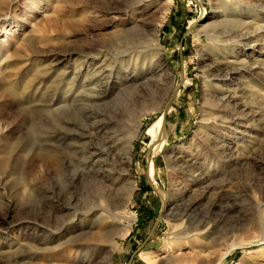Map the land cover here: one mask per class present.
Here are the masks:
<instances>
[{
  "label": "rangeland",
  "instance_id": "1",
  "mask_svg": "<svg viewBox=\"0 0 264 264\" xmlns=\"http://www.w3.org/2000/svg\"><path fill=\"white\" fill-rule=\"evenodd\" d=\"M149 1L141 22L160 25L158 44L123 1L0 0V264H264V0ZM143 61L155 69L122 87ZM220 94L237 106L225 123ZM104 117L132 137L114 170L116 189L132 190L128 218L109 240L110 219L81 217L94 204L83 178L99 165L82 151Z\"/></svg>",
  "mask_w": 264,
  "mask_h": 264
},
{
  "label": "bare ground",
  "instance_id": "2",
  "mask_svg": "<svg viewBox=\"0 0 264 264\" xmlns=\"http://www.w3.org/2000/svg\"><path fill=\"white\" fill-rule=\"evenodd\" d=\"M83 1H86V0H83ZM112 1L117 2V0H112ZM119 1H121V2L123 1L124 3H127L130 7L134 6V8L132 10H130V11L129 10H122V11H125V14L129 13V15L131 16V18L133 20H140V21H138L139 23L138 22L134 23L135 28H133V30L135 29V30L144 31V30H147L149 27H151L152 28V33H150V34L152 35V38L150 39V42L151 43L155 42L156 44H158V42H159L158 35H159V31H160V28H159L160 25L158 23L148 24V23H145V22H141V20L144 19L143 18V15H144L143 13L146 11V9H150L152 7L151 1H149V0H119ZM170 4H171V2L168 1L166 6H164V8L162 10L164 15L162 14L163 17L161 16V18L164 19L165 15L170 11ZM261 21H264V20H261ZM239 22L242 23L244 21L240 20ZM122 23L123 24L125 23V25L133 24L129 20H122ZM258 26L259 27L262 26V28H264L263 25H258ZM242 31H244V30L242 29ZM150 34H149V36H150ZM215 36H217V35H215ZM241 37L243 38V36H241ZM260 37H261V33L257 34V36L255 38H252L251 41L255 43L256 41H258L260 39ZM211 38H213V37L211 35H209V39H211ZM236 38H237V36H236ZM209 42L212 43L211 41H209ZM211 45H213V44H211ZM219 45H221V44L219 43ZM214 46H215V44H214ZM223 46H224V44H223ZM213 48H216V47H213ZM156 53L157 52H155V57L157 55ZM236 56H237V58L235 57L236 58V63H238L239 61H240V63H242V62L244 63L245 60H240V58H238L239 56L238 55H236ZM157 57H158V55H157ZM138 58L139 57H137V60H136L137 62H136L135 65L138 64ZM225 61H227V60H225ZM225 61H222V62H225ZM216 62L218 64L222 63L221 61H219V59ZM226 63H229V62H226ZM111 67H113V66H111ZM155 67L156 66H145V61H143L142 65L139 66V71L133 70V72L126 73L124 77H119V80L122 83V87H123V85H127V84L137 86V85H135L136 84L135 83L136 80L134 79V77H137V75L140 76L143 73L147 74L148 70H153V69H155ZM222 68H223L222 66H213V67H210V71L212 73H215L216 71H219ZM102 72H103V70H102ZM108 74H109V72H108ZM156 75H155V78L157 77V81L158 82L163 79V78H161V74L156 73ZM216 75H219V74H216ZM139 76H138V78H139ZM75 77H77V76H75ZM221 78L223 80L226 77H221ZM151 79L153 80V77L152 78H148V80H150V81H151ZM100 80H101V76H100V73L97 70H95L92 73L91 72H89V73L87 72L85 74V78H84V81L82 83V92H81V94L86 95L88 100H90L89 102H91V100H96L98 98ZM73 83H75V81ZM220 83L221 84H219V82H217V84H219V87H218L219 91L222 90L223 88H221V87L223 85H225V83H223L222 81H220ZM72 88H74V87H72ZM72 88H70V89L72 90ZM79 90H81V89H79ZM129 90H131V89H129ZM219 96L220 97L217 100H216V98H214L212 100V103H213L212 106H214V108H215L214 110L215 111H219L218 115L221 114V116H219L221 122L225 123L228 120H231L229 115H231L234 112H236V110H237L236 107L237 106L234 107V106L230 105L231 100H232L233 97L228 96L227 94H224V95L220 94ZM69 97H70V95H69ZM209 102L210 101H209V99L207 97L205 99V105H207ZM61 108L62 107H58L57 110H59V109L61 110ZM143 109L144 108L137 107L136 112H141V111H143ZM223 111H225V113L222 114ZM126 113L127 112H124L123 115H125ZM134 117H136V116H134ZM155 125L157 126V128H159L160 131L163 130V117L160 118L156 122ZM118 133L120 135H122V137L119 138V134ZM87 134H89V133H87ZM131 140H132L131 131L129 130L128 127H126L125 122L122 119L119 120L117 123H114L112 119L104 117V118H101L99 121L97 120V122L92 123L91 130H90V136L85 141V147H84V150L82 151L84 153V162L83 163H85V164L90 163L91 164V162H93L95 164L97 162V164H99V165H97V167L94 166L95 168L92 169V170H87V173H86L87 175H85L84 178H83L84 180H86V182H84V184H83V188L87 192V194H85V195H88L90 198H93V200H91V201L94 204H93V206L91 208H89L87 211L82 213L81 217H83V218L84 217L85 218H91V217H93L96 214H100L104 218L110 219V222H108L105 225H103V226H105V230H104V232L102 234V238L104 240H109L111 238V236L115 233L116 230H122V229H119V226L124 222V219H126V217H127V209H126L127 206L126 205H127V203H129V201L131 199V195H132L131 191L132 190H130L129 188L128 189L127 188H125V189H121V188L120 189H116L115 180H114V170H115L116 166L120 162H123V161L126 162L129 159V149L131 148ZM80 149H82V148H80ZM82 152H81V154H82ZM58 156L57 155L54 156L53 154H50V153H37L35 155V160L41 161L43 159H49L52 164H56V162L58 160ZM78 161H80V160H78ZM152 171H153V168H152ZM81 202H82V200H81ZM87 204H89V203H87ZM83 208H85V207H83ZM129 220H130V224H129V227H130L131 224L135 221V218L132 217ZM102 229H104V228H102ZM99 237L101 238V236L93 237V238L98 240ZM92 241H93V239H92ZM70 242H74L75 243V242H78V240H75V241L71 240ZM75 244L77 246H80V244H78V243H75ZM81 246H83V245H81ZM46 251L50 252L51 248H47Z\"/></svg>",
  "mask_w": 264,
  "mask_h": 264
},
{
  "label": "water",
  "instance_id": "3",
  "mask_svg": "<svg viewBox=\"0 0 264 264\" xmlns=\"http://www.w3.org/2000/svg\"><path fill=\"white\" fill-rule=\"evenodd\" d=\"M180 86H181V84L178 85V86L176 87V90H175V93H174V95H173L172 101H173V99H174V96H175L177 90H179ZM166 121H167V111H164V112H163V131H164V129H165ZM158 194L162 197V195L160 194V192H158ZM162 198H163V197H162ZM163 201H165V200L163 199Z\"/></svg>",
  "mask_w": 264,
  "mask_h": 264
}]
</instances>
